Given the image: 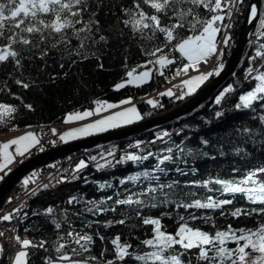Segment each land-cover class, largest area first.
<instances>
[{
    "label": "snow or ice",
    "instance_id": "6c2138e0",
    "mask_svg": "<svg viewBox=\"0 0 264 264\" xmlns=\"http://www.w3.org/2000/svg\"><path fill=\"white\" fill-rule=\"evenodd\" d=\"M108 12L105 15H114L117 17V23H122L125 28H129L133 34V38L139 37L141 42H149L152 47L145 48L143 43L139 44V50L147 59L143 64H138L136 68L145 70L136 72L133 68L126 72L127 79H122L121 82L113 86L115 91L133 85L142 87L150 82L152 76V65L157 68L160 76H165V70L170 66H174L178 59L186 60L182 62L181 67L175 69L172 74V79L181 76L184 77L181 83L186 86L187 91L182 92L177 99H183L185 96L192 95L213 75H219L224 68V63H218L213 71L202 72L200 70V62L207 63L209 57H223V50L230 46L232 36L230 29L235 26V19L247 9L248 21L252 23L257 21L255 31L251 34L254 39L249 40V46H254L255 51L249 54V67L245 72V80L256 81L255 86L251 90H247L239 95L238 103L234 109L243 111L246 109L255 110V106H264V10L256 3H246V0H133L131 6H122L113 3L112 0H0V66L7 63L13 64V72L8 74V79L14 81L21 89L27 90L31 88L35 81L25 82L24 79L16 76L19 72L23 75L24 62L28 61L35 66L37 60L44 62V67L40 71H45L48 65L49 58L55 59L54 54L59 56V68L68 69L78 63L95 58L100 61L99 68H103L101 57L102 53L92 51L93 48H98L102 43L107 45L110 43L109 36L103 34V25L101 24L100 16L104 9ZM145 8L149 9L146 11ZM119 9V11H117ZM207 10L208 15L202 16V11ZM87 17V19H85ZM191 34L181 36V32ZM223 32V38L220 43L217 42V37ZM97 35L99 38L97 39ZM124 38L123 31L115 37L117 41ZM168 50L167 52L165 50ZM178 52L179 57L170 56L171 52ZM27 53V55H25ZM127 57H125V61ZM261 61L259 68L254 67L257 61ZM158 66V67H157ZM125 67L127 64L125 63ZM194 71L198 74L189 76V72ZM235 75V74H234ZM68 72H64V77L67 78ZM54 82L58 79L57 76H50ZM242 88L243 85L229 84L223 88L218 95L215 96V104L220 106L236 93L237 87ZM38 87V85H37ZM0 92H6L12 95L13 98L20 100L21 105L29 111H34V106L31 103H26L22 96L15 95L11 92V88L7 82L3 87H0ZM159 95L173 96L171 88ZM148 103L154 108L161 106L155 100H148ZM94 107L85 108L82 111H74L67 113L64 119L65 124L73 122H83L78 126L70 127L63 133H59V140L67 143L72 140L83 137L92 136L107 132L109 130L118 129L127 125H131L140 121L144 116L139 112L138 108L132 104V97H127L118 102H109L107 100L92 101ZM18 107L0 102V120L6 115L12 117ZM109 110H114L109 112ZM108 113V114H103ZM103 114V115H102ZM223 111H217V118L223 117ZM91 117H97L89 120ZM264 121V115L260 117ZM31 127V126H29ZM53 135H57V130L53 128ZM183 131V129H181ZM242 134L246 136L256 137L264 135V128L253 130L246 129ZM172 133L168 131L158 132L154 140L148 142L155 144L157 140H162L164 137L171 138ZM252 143H257L253 139ZM51 143L55 144L53 140ZM144 141L137 140L134 145L129 147L140 148ZM202 144L208 145L207 139H202ZM264 147V140L259 141ZM14 146V150L10 148ZM34 147H38L39 151L44 148L41 145L40 138L32 131H27L24 134L8 140L6 143H0V173L7 174L11 171V165L16 162V157H25L30 154ZM118 146L112 145L107 150H102L97 156L90 155L87 160L81 159L72 170L71 179L79 178L81 170L87 168L89 162H95L97 170L112 168L118 164L132 162H141L148 160L151 156H156L158 163L152 171L136 172L134 175L127 176L126 179H121L119 183L125 185L131 181L139 183L141 177L148 181H156V186H151L146 189V192L133 193L126 198L121 199L120 193L116 192L114 196L102 197L99 200L91 199L82 201L78 196H70L65 202L68 205L84 203V211L97 215L102 212H115L116 206H137L136 216L142 219L144 225H151V237L142 240L140 243L148 246L151 250L144 252L143 255H137L129 250L132 244L129 242H120V236L111 239V244L114 246L113 259H104L105 251L100 253V256H88L85 260H73L66 249L71 250V255H82L89 251L88 245L93 242V237L87 233L81 234L69 224V230L65 235L57 234L56 240L53 241L54 251L58 254L57 259L44 257V264H118L124 262L126 257L134 256L137 261H142L143 264H193L192 258L184 259L190 252L195 253L196 264H264V222L258 223V226L252 228H236L231 224L226 228H216L213 232L204 231L200 227L191 226L189 221L203 220L205 224L212 223L214 225V217L212 215L198 216L189 212L187 219L183 215H178V226L174 233L167 232L163 229L161 219L159 217H142L140 208L151 207L156 208L159 204L168 205L175 204L176 208H182L185 211L188 209L194 210H209V212L218 210L219 215H225V206L231 207L228 213L233 218L249 217L253 213L264 217V180L259 177H264V163L258 167L249 170L242 178L239 179H221L209 178L203 181H192V185H203L208 188L209 185L215 184L219 187L214 191L216 195H207L204 198H193L190 202L169 200L168 194L164 193V199L157 202L154 195L158 190L172 189L179 185V181H173L168 184L159 183L161 175H167L168 169L162 167L165 162H175L174 149L168 147L167 155L160 157L158 154L148 151L147 154L139 155L131 152H125L123 156L117 158ZM176 151L181 154L182 162L185 148L180 144L176 145ZM243 151V150H240ZM237 152V155L240 154ZM189 156L193 155L191 149L188 150ZM207 155V153H204ZM111 157V159H108ZM215 159V157H212ZM100 160L103 163L99 162ZM22 162V161H21ZM177 173L185 176L186 173L181 167L175 168ZM198 169H192V172H198ZM240 169H234L235 173H239ZM156 173H159L157 175ZM36 173L25 176L22 184L27 189L30 183H34ZM4 175H0V180ZM69 177H60L59 182H66ZM44 189L48 185H43ZM113 188L111 182L99 183V189ZM40 189H31L26 194L36 195ZM115 191V190H114ZM209 191L213 189L209 188ZM153 194L151 202L145 205L144 200L134 198L144 196L145 194ZM228 194L235 197L236 194H242L244 198L251 204L256 205L252 208L235 207L234 200L221 198ZM194 195V194H193ZM11 202V198L9 199ZM109 202H112L111 207H105ZM22 207L13 209L14 213L19 214ZM34 216L44 215L51 217V223L58 231L62 230V222L55 218V209L52 206L47 207L42 213L33 212ZM80 216L81 213H75ZM162 215H169L163 213ZM28 213L24 212L22 219H27ZM3 221H11L13 214L8 213L0 217ZM127 217L114 221H106L105 226H111L113 223L124 225ZM63 220L68 221V210H64ZM98 223V222H97ZM89 225H85L87 227ZM27 231V229H26ZM0 233V236H3ZM99 235V233H97ZM101 240L105 238L99 237ZM19 241V236L15 237ZM83 241L84 243H81ZM234 242L235 247H228L227 243ZM22 247H34L48 251L46 239H41L37 244L24 239L20 242ZM79 246L72 248V244ZM246 249H251L259 255L252 258ZM3 255V247L0 246V256ZM26 251H19L14 258H10L11 264H25L27 257Z\"/></svg>",
    "mask_w": 264,
    "mask_h": 264
},
{
    "label": "trees",
    "instance_id": "16d2710c",
    "mask_svg": "<svg viewBox=\"0 0 264 264\" xmlns=\"http://www.w3.org/2000/svg\"><path fill=\"white\" fill-rule=\"evenodd\" d=\"M112 2L122 6H131L133 4V0H112ZM247 2L248 0H246ZM261 9L264 10V0H262ZM145 10L149 11L147 8ZM244 11L235 19V26L231 28L232 41L229 47L224 48L223 57L218 58L219 62L224 61L227 57L237 37ZM107 12L108 9L105 8L101 13L100 20L104 29L103 34L109 36L110 43L107 45L102 43L98 48L92 49V51H97L98 54L102 53L101 60L104 65L102 69L98 67L100 61H97L95 58L78 63L72 66L70 70L67 66L63 70L59 68V56L56 54H54L55 59L49 58V67L45 71H40L44 67L43 61L37 60L35 66L25 61L23 75L21 76L19 72H16L15 75L24 79L25 82L35 81V84L31 88L24 90L19 85H16L14 81L8 79V74L13 72V64L7 63L0 66V87H3L4 83L7 82L13 94L22 96L24 101L33 104L35 109L34 111H29L21 105L20 100L13 98L12 95L6 92H0V102L17 106L19 109L10 117L12 125L61 121L67 113L94 107L92 101L98 99L119 101L127 97H132L133 100L137 101L135 103L143 116L151 114L161 108L160 106L154 108L150 105L148 103L150 99L140 100L139 98L165 85L168 79L172 77L175 69L181 67L182 62L187 61L178 59L174 66H170L165 70V76H160L155 70V67L148 65L153 71L150 82L142 87L128 85L119 91H115L113 86L121 82L122 79H127L126 72L136 68L138 64H143L147 59L140 52L139 44L143 43L144 47L149 49L152 45L146 41L141 42L138 36L133 38L130 29L125 28L122 23H117L116 16L105 15ZM207 15V10H203L202 16ZM120 31H123L124 38L121 41H117L115 37ZM188 34L191 33L183 31L180 33L181 36ZM98 38L99 36L97 35ZM251 39H254V37ZM0 43H3V41H0ZM165 51L167 52L168 50L166 49ZM254 51V46H249L248 44L233 75L220 88L223 89L225 86L237 84V82L243 85L242 88L238 86L236 93L226 98L222 105L218 106L215 104V94L186 117L160 127L151 128L140 135L130 136L117 142L100 145L83 153L86 152L97 156L99 160L98 153L100 151L107 150L110 146L116 145L118 146L117 158L123 156L126 151L139 155H144L148 151H151L162 157L168 154L166 149L172 147L174 149L175 162L169 161L165 162V165H162V167H166L169 171L167 175H161L159 183L168 184L178 180L179 185L174 186L172 189L165 188L163 191L158 190L154 194L157 202L164 199V193L168 194L167 198L169 200L177 202H190L193 198H204L207 195H216L217 193L214 190L219 187L218 185L211 184L208 188H205L202 184L192 185L191 182L203 181L209 178L239 179L252 168L264 163V147L259 143V141L264 140V135L251 137L242 134L248 128H252L253 130L264 128V121L260 119L264 115V106L258 103L255 106V110L246 109L237 111L234 109L235 104L239 102V95L247 90H251L255 86L256 81L245 80V72L249 67L248 56L249 54H253ZM172 54L179 57L178 52L173 51ZM125 57H127L126 61ZM125 63L127 67H125ZM261 63L258 60L254 67L259 68ZM142 70L145 69L136 68V72ZM65 71L68 72L67 78L64 77ZM50 76H57L58 79L53 82ZM29 78H31V81ZM161 98L165 107L173 102L170 101L167 95H163ZM162 104L160 103L158 105ZM217 111H223V117L217 118L215 116ZM0 127L2 128L3 126ZM164 131L172 133L170 139L169 137H164L162 140H157L155 144H142L140 148L129 147L130 144L134 145L137 140L150 142L152 138L156 137L158 132L162 133ZM202 139H207L209 144H202ZM253 139L257 140V143H252L251 141ZM177 144L185 148L183 160H186L187 163L182 162L181 154L176 151ZM189 149L193 152L192 156L187 154ZM238 151H240L239 155H237ZM204 153H207V155H204ZM83 156L86 157L85 154ZM212 157H215V159H212ZM108 159H111V157H108ZM77 161L78 157L74 155L73 159L69 162L70 167L74 166ZM99 162L103 163L102 160ZM157 163L158 160L155 155L149 157L148 160L138 163L128 161L127 163L118 164L115 167L102 170L96 169L95 162H89L87 168L81 170L79 173L78 179L72 180L69 178L68 181L63 182L56 189L48 190L40 194L35 206L32 207L31 205L29 207L28 205L27 208L22 209L19 213L17 232L20 240L27 239L33 244H37L41 239H46L48 241V251L45 252L43 249L29 246L30 250L27 251L28 255L25 264H44V257H51L53 260H56L58 254L54 251L53 241L56 240L57 234L65 235L69 230V224L82 235L87 233L93 237V242L88 245L89 251L82 255H76L75 260H85L88 256L99 257L100 253L105 251V249L107 251L104 259H113L114 246L111 244V239L117 235L120 236L121 243L129 242L132 244V248L129 250L130 252L143 255L144 252L150 251L148 246L140 242L151 237L152 226L144 225L142 219L136 216L137 206H116L117 210L115 212L107 211L93 215L84 211V203L68 205L65 202L73 195L80 197L82 201H86L91 199L99 200L106 196L115 197L116 192L120 193L121 199L133 193L146 192L150 184L151 186H156L157 182H150L143 177H141L139 183L129 181L125 185H121L119 181L126 179L129 175H134L136 172L145 170L152 171ZM177 166L181 167L188 174L182 176L180 173H177L175 171ZM237 168L240 169L239 173L234 172V169ZM192 169H198L199 171L193 173ZM62 174H65V172H62ZM156 174L159 175V173ZM259 179L264 180V177H259ZM105 181L111 182L113 188L100 190L99 183ZM62 188L64 190H61ZM209 188L213 189V191H209ZM152 195L146 193L144 196L134 198L142 199L145 205H148L151 202ZM221 198L233 199L235 207H256V205L247 201L242 194H236L235 197L225 194ZM41 204L43 206H39ZM49 206L55 209V218L62 222V230H59V233L51 223V217L33 215V212L42 213ZM111 206L112 202L105 205V207ZM65 209L68 210L67 222L63 220ZM139 211L142 217H159L163 229L167 232H175L179 223L178 215H183L187 219L189 212L198 216L212 215L214 217L215 227L212 223L205 224L203 220L189 221L191 226L200 227L204 231L209 232H213L216 228H226L229 224L234 229H254L258 226V223L264 222V217L255 213L249 217L241 216L233 218L228 214L231 211V207L229 206H225V215L223 217L219 215L218 210L209 212V210L188 209L185 211L182 208H176L175 204L165 206L158 203L156 208L144 207L140 208ZM24 212L28 213L27 219H22ZM75 213H81V215L76 216ZM163 213H168L169 215H162ZM125 217L127 219L124 225L113 223L111 226H105L106 221H114ZM85 225L89 226L85 227ZM100 236H103L105 239L101 240L99 238ZM81 243L84 242L81 241ZM228 244L234 245V242L229 241ZM71 247L79 250V246L74 243ZM66 251H68L69 255L71 254L70 248L66 249ZM189 257L192 258L193 264H196L194 251L190 252L184 259L187 260ZM118 264H143V262L137 261L134 256H130L126 257L124 262H118Z\"/></svg>",
    "mask_w": 264,
    "mask_h": 264
},
{
    "label": "water",
    "instance_id": "95a60500",
    "mask_svg": "<svg viewBox=\"0 0 264 264\" xmlns=\"http://www.w3.org/2000/svg\"><path fill=\"white\" fill-rule=\"evenodd\" d=\"M247 3H256L260 8L262 7V0H248ZM256 22L257 21H253L250 23L248 21V12L247 9H245L237 37L227 57L222 61L224 63V68L220 71L219 75H213L205 81V83L192 95L185 96L183 99L177 101L175 105L162 108L149 116H144L142 120L131 125L72 140L67 143L62 142L57 145L48 146L43 151L30 154L22 159V162L19 161L13 165L11 171L7 172L0 181V209L4 206L8 194L14 185L30 171L69 154L92 149L110 142L120 141L130 136H136L152 127H160L203 104L209 97L215 94L216 90L222 86L238 67L243 51L252 38L251 34L253 33Z\"/></svg>",
    "mask_w": 264,
    "mask_h": 264
},
{
    "label": "built area",
    "instance_id": "2783aa9c",
    "mask_svg": "<svg viewBox=\"0 0 264 264\" xmlns=\"http://www.w3.org/2000/svg\"><path fill=\"white\" fill-rule=\"evenodd\" d=\"M170 85H174L173 92L178 93L181 91V89L176 85L174 81L169 83ZM152 93V95H154ZM73 124H65L63 122H60V125L54 123H47V124H40V125H33L31 127H25V128H19V129H8V134H17L23 131H29L32 129H35L37 134L41 138V143H51V141L55 140L56 143L59 140V133H62L66 128L72 126ZM55 128L57 130V135H53L52 129ZM1 136V135H0ZM52 169L60 168L61 167V161L54 162L53 164L48 165ZM50 177L42 168L38 173H36V176L34 177V183H30L28 185V188L26 189L23 184H21V187L19 189H15L11 195L9 196V199L11 198V202L6 204L5 210L11 211L13 209H16L18 207H23L28 205L36 195H27L26 193L31 189H36L38 187V184L41 181H47V179ZM16 221L17 218L13 217L11 221H3L0 219V233H3V236H0V240L2 241L4 245L3 249V259L5 261V264H11L10 258H13V248L11 244H16L15 237L17 236V230H16ZM73 256H71L72 258Z\"/></svg>",
    "mask_w": 264,
    "mask_h": 264
},
{
    "label": "bare ground",
    "instance_id": "6f19581e",
    "mask_svg": "<svg viewBox=\"0 0 264 264\" xmlns=\"http://www.w3.org/2000/svg\"><path fill=\"white\" fill-rule=\"evenodd\" d=\"M256 23H258V20H257V22ZM256 26V25H255ZM255 29V28H254ZM220 43V42H219ZM234 43V42H233ZM246 49V48H245ZM245 51V50H244ZM244 51H243V53H244ZM243 55V54H242ZM170 56H173V54H172V52H171V54H170ZM203 64V63H202ZM158 67V66H157ZM208 66H206V67H204L203 68V72H208ZM155 70L157 71V68L155 67ZM158 72V71H157ZM197 73H195L194 71H191V72H189V76H191V75H196ZM183 78H186V77H184V75L183 74H181V76H178V77H176L175 79H173V80H171V82L172 81H174L175 83H176V85L181 89V91L180 92H178V93H175V92H173V90H174V85L172 86V85H170L167 89H169V88H171V90H172V92L174 93V95L173 96H168L169 97V99H170V101H173L170 105H168V106H166V107H170V106H172V105H175V103L177 102V101H179V100H181V99H178L177 101L176 100H173V98L172 97H174V98H176L177 96H180L181 94H182V92H184V91H187V88H186V86L185 85H183L182 83H181V80L183 79ZM166 89V90H167ZM221 90H223V89H220V87L216 90V94L218 95L219 94V92L221 91ZM161 97V96H160ZM212 97V96H211ZM211 97H209L207 100H209ZM206 100V101H207ZM205 101V102H206ZM163 102L161 101V104H162ZM200 106V105H199ZM198 106V107H199ZM161 108H159L157 111H159L160 109H162V108H165V106H164V103L160 106ZM197 108H194L193 110H191L190 112H188V113H185V114H183V115H180V116H178V117H176V118H174L172 121H170L169 123H171V122H173V121H176V120H179L180 118H183V117H186V116H188V115H190L191 113H193L195 110H196ZM157 111H155V112H157ZM155 112H153V113H155ZM153 113H151V114H153ZM151 114H148V115H146V116H149V115H151ZM44 124H46V123H44ZM56 124H58V125H60V121H56ZM168 124V123H167ZM34 124H28V125H12L11 124V120H10V124L9 125H7V126H3L2 128H5V127H7V128H9V129H19V128H24V127H29V126H33ZM163 126V125H162ZM1 127H0V135H2V134H5V131L2 129ZM152 128H156V127H152ZM151 129V128H150ZM149 130V129H148ZM147 131V130H146ZM145 132V131H144ZM142 134V133H141ZM140 135V134H139ZM2 142H6V140L3 138V137H1L0 136V143H2ZM116 142V141H115ZM83 154H85L86 155V157H84L83 156ZM81 156H78V160L79 159H85V160H87V158H88V156H90L91 154L90 153H83ZM69 156H70V154H69ZM71 159H73V158H71ZM12 166L13 165H11L10 167L12 168ZM75 166V165H74ZM44 168V170L46 171V173L48 174V175H50V176H54L58 171H59V169H57V168H55V169H52L51 167H49V166H45V167H43ZM0 175H5V174H3V173H0ZM25 176H27V175H25ZM1 181V180H0ZM21 187V183L20 182H17L15 185H14V187L11 189V191L10 192H13L15 189H19ZM6 203H7V199H6V201H5V204H4V206L1 208V209H4L5 207H6ZM29 207H31V204H29ZM17 235H18V232L16 233ZM15 241H16V243H17V245L16 244H11L12 246H14V248H13V255H11V256H15V254L17 253V252H19V251H21V250H23V251H25L21 246V241L22 240H20V238H19V241H17L16 239H15Z\"/></svg>",
    "mask_w": 264,
    "mask_h": 264
},
{
    "label": "rangeland",
    "instance_id": "374dc122",
    "mask_svg": "<svg viewBox=\"0 0 264 264\" xmlns=\"http://www.w3.org/2000/svg\"><path fill=\"white\" fill-rule=\"evenodd\" d=\"M213 58V59H212ZM218 58L219 57H209L208 58V61H207V63H204L203 61H201L200 62V70L203 72V68L204 67H206V66H208L209 68H208V72L209 71H212L213 70V68H214V66L215 65H217L218 63H219V60H218ZM212 61H213V63H212ZM203 63V64H202ZM143 71V70H142ZM191 72V71H190ZM138 73V72H137ZM196 73V72H195ZM183 74V73H182ZM198 74V73H197ZM109 102H118V101H109ZM132 104H134L136 107H137V105L135 104V102L134 101H132ZM111 111H114V110H109V112H111ZM103 114H108V113H103ZM102 114V115H103ZM95 118H97V117H91V118H89V120H91V119H95ZM10 117H8L7 115L2 119V120H0V126H7V125H9L10 124ZM81 123H83V122H81ZM34 133V132H33ZM24 134V133H23ZM20 135H22V134H20ZM20 135H17V136H20ZM12 138V137H11ZM8 139H10V138H8ZM11 140V139H10ZM6 142H7V140H6ZM6 142H2V143H6ZM12 150H14V146H12V148H10V151H12ZM79 160H81V159H79ZM79 160L77 161V163L79 162ZM76 163V164H77ZM75 164V165H76ZM61 190H64V188H62ZM39 206H43V204H41V205H39ZM171 233H174V232H171ZM227 246L228 247H235V244L234 245H229L228 243H227ZM151 250V249H150ZM246 252H249L250 254H251V257L252 258H254V257H256V256H258L259 254L258 253H256V252H253L251 249H246Z\"/></svg>",
    "mask_w": 264,
    "mask_h": 264
},
{
    "label": "crops",
    "instance_id": "0c3cea01",
    "mask_svg": "<svg viewBox=\"0 0 264 264\" xmlns=\"http://www.w3.org/2000/svg\"><path fill=\"white\" fill-rule=\"evenodd\" d=\"M218 38V37H217ZM200 66V65H199ZM0 246H1V243H0ZM25 262H26V258H25Z\"/></svg>",
    "mask_w": 264,
    "mask_h": 264
}]
</instances>
